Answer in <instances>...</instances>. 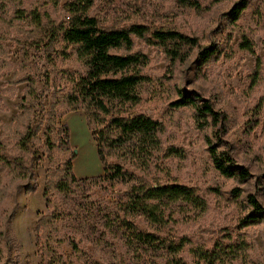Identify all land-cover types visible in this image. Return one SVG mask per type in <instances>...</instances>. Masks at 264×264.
Here are the masks:
<instances>
[{
    "label": "rangeland",
    "instance_id": "obj_1",
    "mask_svg": "<svg viewBox=\"0 0 264 264\" xmlns=\"http://www.w3.org/2000/svg\"><path fill=\"white\" fill-rule=\"evenodd\" d=\"M70 1L0 0V139L5 144L6 155L22 156L33 176L32 181L11 182L7 170L0 169V229L8 240L7 247L1 245L0 264H49L45 251L36 244L34 229L42 217L47 222L44 227L41 223L43 233L52 227L49 223L52 210L46 207L44 188L50 176L57 180L61 175L62 163L69 156L56 143L51 153L53 163H49L42 145V130L53 106L57 122L68 129L70 151L76 154L72 162L74 176L73 164L84 158L86 149L89 159L100 165L94 159L97 157L93 149L95 142L87 131L84 112L58 117L63 109L61 98L69 91L66 78L83 73L82 64L69 54L70 50L63 54L64 49L59 46L46 49L45 42L34 47L28 35L34 32L36 15L42 20L66 21L62 7ZM237 1L201 0L200 9L194 10L179 8L173 0H94L89 16L96 18L102 27L126 29L140 25L149 30H172L198 40V46L186 61L176 62L171 70L160 50L135 40L133 52L148 58L144 73L150 80L149 86L142 90L135 113L151 117L164 126L163 149L173 152L161 163L162 172L158 174L161 182L192 188L207 205L204 214L190 209L180 214L175 206V222L170 225V231L206 247L230 233L244 243L245 249L227 264H264V223L241 228L239 219L244 213L231 194V190L238 188L241 199L253 195L264 208V0H249L247 8L232 24L226 14ZM243 35L252 41L253 54L240 48ZM204 50H217V54L203 62L199 54ZM28 81L34 84V97L20 107ZM178 92L196 93L226 115L225 132L217 146L249 170L250 178L245 183L239 185L215 171L205 144V134L210 136L213 131L211 128L198 130L191 110H172L169 105L176 100ZM72 118L84 120L86 130L82 140H73V125L69 124ZM27 124L33 132L39 131L37 139L29 144V151L22 153L16 143L26 132ZM84 175L98 176L97 173ZM124 191L122 186L105 191L74 189L70 199L84 194L115 208ZM55 200L60 209L66 212L70 209L71 201L59 195H55ZM134 222L141 231L150 230L143 220ZM56 225L60 236L74 237L82 252L99 264L120 257L124 261L115 241L111 240V244L116 257L110 250H96L81 243L66 225ZM57 251L66 264H83L67 244ZM184 257L192 264L189 254Z\"/></svg>",
    "mask_w": 264,
    "mask_h": 264
},
{
    "label": "trees",
    "instance_id": "obj_2",
    "mask_svg": "<svg viewBox=\"0 0 264 264\" xmlns=\"http://www.w3.org/2000/svg\"><path fill=\"white\" fill-rule=\"evenodd\" d=\"M173 1L179 8L200 9L201 0ZM212 1L218 3L222 0ZM248 1L238 0L226 14L232 24L247 8ZM93 5L94 0L67 2L62 7L66 21L42 20L41 16L36 15L34 32L28 33L34 47L45 42L46 49L59 46L64 49L63 54L70 50L69 54L82 64L83 73L66 78L69 91L61 98L63 109L58 117L66 113L84 112L86 126L95 142L102 167V174L98 176L80 179L74 176L72 162L76 154L70 151L68 129L57 122L53 106L42 130V145L49 163H53L51 153L56 143L63 146L69 156L62 163L61 175L57 180L50 176L46 181L44 197L47 209L52 210L49 218L52 227L44 234L42 228L47 225L46 219L42 217L37 222L34 229L36 244L45 251L49 264H66L62 254L57 251L64 244L83 264H99L82 252L74 237L59 235L56 224L61 223L81 243L96 250H110L114 257L116 250L111 240L115 241L124 261L121 257L113 258L107 264H188L184 257L186 254L190 255L192 264H227L235 260L243 253L245 245L230 233L206 247L170 231V225L175 222V206H178L177 213L180 214L186 209L204 214L207 205L194 189L161 182L158 178L162 172L161 163L173 152L163 149L164 126L151 117L135 113L142 90L150 83L144 73L149 65L148 58L133 52L135 40L160 50L170 70L176 62L186 61L198 46V40L172 30H149L140 25L126 29L102 27L96 18L89 16ZM240 48L253 54V43L244 35ZM119 50L124 53H116ZM215 54L217 50H204L199 55L203 62H207ZM33 97L34 84L28 81L20 107L31 102ZM169 106L172 110H191L198 130L212 129L210 136L205 134V144L212 166L220 176L239 185L250 178L247 168L237 164L229 153L219 150L217 146L221 143L228 121L225 114L216 111L210 101L203 100L196 93L186 95L178 92L176 100ZM26 127V132L16 143L22 153L29 151V144L37 139L39 131L36 129L33 132L29 124ZM0 169L7 170L11 182L32 181V172L26 160L22 156L8 157L1 139ZM116 186H122L125 191L115 208L84 194L70 199L74 189L90 191L98 188L105 191ZM231 194L244 213L239 219L241 228L264 223V208L253 195L241 199L238 188L231 190ZM55 195L71 201L67 212L59 208ZM136 219L143 220L150 230L141 231L134 222ZM40 231L42 235H39ZM2 244L7 247L8 240L0 229V262L3 260Z\"/></svg>",
    "mask_w": 264,
    "mask_h": 264
},
{
    "label": "crops",
    "instance_id": "obj_3",
    "mask_svg": "<svg viewBox=\"0 0 264 264\" xmlns=\"http://www.w3.org/2000/svg\"><path fill=\"white\" fill-rule=\"evenodd\" d=\"M70 125H73V128L71 127V129H72V133H74L75 135H72L73 136V140L75 141V140H82L83 139V132H84V130H86V128H85V123H84V120L83 119H76V118H72V120H71V122L69 123ZM88 131V130H87ZM86 131V132H87ZM86 141H87V138H86ZM75 144V143H74ZM87 148V147H86ZM94 150H95V152H96V148H93ZM82 153H83V151H82ZM94 159L96 160V162L98 161V159H97V157H96V155L94 156ZM82 160H84V158H82ZM81 159H79L76 163L74 162V173H75V177L76 178H78V179H80V178H84L85 177V175L84 174H87L86 173V171L84 170V169H82V168H77V171H78V173H82V175H79L77 172H76V166H77V164L78 163H80V161H82ZM92 163H95L92 159L90 160ZM96 164V163H95ZM100 164V163H99ZM97 165V164H96ZM101 165V164H100ZM98 166V168H99V171L97 172V175H101L102 174V167L101 166ZM85 169H88V167L87 168H85ZM84 175V176H83Z\"/></svg>",
    "mask_w": 264,
    "mask_h": 264
},
{
    "label": "bare ground",
    "instance_id": "obj_4",
    "mask_svg": "<svg viewBox=\"0 0 264 264\" xmlns=\"http://www.w3.org/2000/svg\"><path fill=\"white\" fill-rule=\"evenodd\" d=\"M79 167L84 169L87 174H96L99 171L98 166L95 163H92L90 161L88 153H87V149H86V153L84 154V160L80 161V163H78L76 166V172L77 173H78L77 168H79ZM87 167H88V169H85ZM78 174L82 175V173H78Z\"/></svg>",
    "mask_w": 264,
    "mask_h": 264
}]
</instances>
